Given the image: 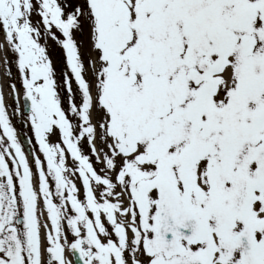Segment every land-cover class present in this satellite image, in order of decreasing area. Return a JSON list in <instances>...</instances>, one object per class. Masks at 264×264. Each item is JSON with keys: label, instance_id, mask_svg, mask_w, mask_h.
Returning a JSON list of instances; mask_svg holds the SVG:
<instances>
[{"label": "snow or ice", "instance_id": "obj_1", "mask_svg": "<svg viewBox=\"0 0 264 264\" xmlns=\"http://www.w3.org/2000/svg\"><path fill=\"white\" fill-rule=\"evenodd\" d=\"M0 264H264V0H0Z\"/></svg>", "mask_w": 264, "mask_h": 264}]
</instances>
